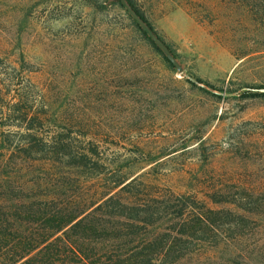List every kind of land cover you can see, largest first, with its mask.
<instances>
[{
	"label": "rangeland",
	"instance_id": "rangeland-1",
	"mask_svg": "<svg viewBox=\"0 0 264 264\" xmlns=\"http://www.w3.org/2000/svg\"><path fill=\"white\" fill-rule=\"evenodd\" d=\"M134 1L184 75L120 0H0V210L90 212L132 182L124 217L163 219L177 264H264V0ZM184 208L217 230L172 234ZM81 233L57 236L109 257L140 241Z\"/></svg>",
	"mask_w": 264,
	"mask_h": 264
},
{
	"label": "trees",
	"instance_id": "trees-1",
	"mask_svg": "<svg viewBox=\"0 0 264 264\" xmlns=\"http://www.w3.org/2000/svg\"><path fill=\"white\" fill-rule=\"evenodd\" d=\"M126 1L166 44L135 1ZM143 35L146 37V34L143 33ZM151 44L167 61L162 52L152 42ZM170 50L173 52L171 48ZM174 55L176 56L175 53ZM253 95L264 97V93L259 92ZM131 185L132 182L126 184L122 188L121 193H116L107 199L104 198L105 200L102 199L104 201L101 204L99 202V205L95 208V205H93L91 207L93 209L90 212L84 211L81 213V211H76L78 213H70L60 205L48 200L33 202L27 210L17 211V213L1 212L0 210V264H60L62 262L58 258V254H61L63 249L76 257L78 263L82 264H177L187 255L178 243L172 244L169 239L161 241L151 240V234L161 228L163 219L158 217L155 212H151L150 209L141 211L145 214L150 213L151 217L149 219H143L140 216L132 219L124 217L122 209L130 207L131 204L123 198L124 195L122 193ZM167 203L169 205L171 202ZM52 205L54 207H50ZM142 206L145 205L140 204L133 207H137L139 210ZM216 213L220 214L222 212L216 211ZM169 214L175 216L177 213L171 212ZM210 214L214 215V211L209 210L200 214L193 210L185 211L184 208L177 215L180 219L186 217L183 228L178 231L175 228L168 231L181 238L198 240L200 232L210 231L211 229L217 230V227L210 219ZM105 219H125L128 222L124 221L126 223H123L120 221L119 226L106 228L104 226ZM141 225L151 228V231H146V235H143L141 233L143 231ZM67 227H70L71 231L80 229L82 233L79 237L81 239H84L87 233L96 235L105 230H110V232H114L113 234L119 233L113 237L114 240L140 237V241L131 248H129V245L136 242L135 239L132 243H121L120 248L124 252L119 256L109 257L103 253H90L80 241L66 240L64 242L61 240L57 235ZM36 228L39 229L35 230ZM171 255L175 256L176 259H171Z\"/></svg>",
	"mask_w": 264,
	"mask_h": 264
},
{
	"label": "water",
	"instance_id": "water-1",
	"mask_svg": "<svg viewBox=\"0 0 264 264\" xmlns=\"http://www.w3.org/2000/svg\"><path fill=\"white\" fill-rule=\"evenodd\" d=\"M123 6L128 10L134 20L137 22L139 27L148 36L150 41L162 52L164 57L167 59L168 63L176 69L178 72L184 75V69L178 62L175 55L172 53L170 48L154 33V31L138 16V14L130 7L126 0H120ZM193 83L197 81L193 78H189Z\"/></svg>",
	"mask_w": 264,
	"mask_h": 264
}]
</instances>
